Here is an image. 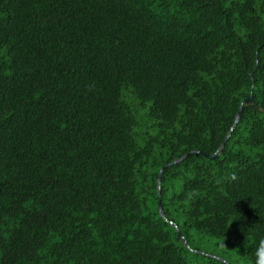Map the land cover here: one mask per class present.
Returning a JSON list of instances; mask_svg holds the SVG:
<instances>
[{
  "label": "trees",
  "instance_id": "16d2710c",
  "mask_svg": "<svg viewBox=\"0 0 264 264\" xmlns=\"http://www.w3.org/2000/svg\"><path fill=\"white\" fill-rule=\"evenodd\" d=\"M192 234L264 241V0H0V264H221Z\"/></svg>",
  "mask_w": 264,
  "mask_h": 264
},
{
  "label": "rangeland",
  "instance_id": "374dc122",
  "mask_svg": "<svg viewBox=\"0 0 264 264\" xmlns=\"http://www.w3.org/2000/svg\"><path fill=\"white\" fill-rule=\"evenodd\" d=\"M193 235V234H192ZM189 249L203 258H211L221 264H248L230 249H222L216 245V240L204 235L194 234L188 242Z\"/></svg>",
  "mask_w": 264,
  "mask_h": 264
},
{
  "label": "clouds",
  "instance_id": "9594fccd",
  "mask_svg": "<svg viewBox=\"0 0 264 264\" xmlns=\"http://www.w3.org/2000/svg\"><path fill=\"white\" fill-rule=\"evenodd\" d=\"M232 179L235 180L236 176L233 175ZM256 257H257L256 264H264V241L260 242V245L256 250Z\"/></svg>",
  "mask_w": 264,
  "mask_h": 264
},
{
  "label": "water",
  "instance_id": "95a60500",
  "mask_svg": "<svg viewBox=\"0 0 264 264\" xmlns=\"http://www.w3.org/2000/svg\"><path fill=\"white\" fill-rule=\"evenodd\" d=\"M250 103V99L248 98V99H246V100H244V104H249ZM203 157H205V158H208V159H213L215 156H211V157H208V156H205L204 154H201Z\"/></svg>",
  "mask_w": 264,
  "mask_h": 264
}]
</instances>
